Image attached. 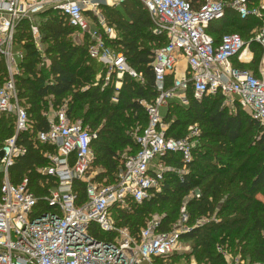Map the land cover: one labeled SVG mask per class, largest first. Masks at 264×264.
<instances>
[{"label":"built area","instance_id":"obj_1","mask_svg":"<svg viewBox=\"0 0 264 264\" xmlns=\"http://www.w3.org/2000/svg\"><path fill=\"white\" fill-rule=\"evenodd\" d=\"M128 0H0V63L5 65V77L0 83V116L12 118L13 134L0 144V264H186L173 261L190 253L183 235L209 219L199 218L189 225L187 200L200 196L198 189L190 191L181 204L180 215L171 228L163 230L162 220H148L132 233L112 217L113 208L129 211L134 204L150 199L162 189L167 171L179 176L189 172L198 130L191 126L187 136L174 138L165 134L160 110L169 99L187 104V92L193 98L220 93L223 104L236 105L258 122L264 133V0L258 5L248 0H138L149 13L152 33L163 36L165 43L154 50L152 70L158 92L152 102L142 101L147 124L135 134L138 150L122 158L114 181L96 179L90 172L93 161L92 140L96 134L81 119L70 118L67 104L49 107L43 113L47 128L34 133L32 120L18 97L15 76L18 74L20 51H14V36L21 20L51 8L79 33L86 35L88 55L102 63L105 82L114 76L115 95L124 74L142 82V75L132 68L121 51L114 50L107 40L114 38L112 27L102 23V29L91 27L85 12L98 16L100 5H119ZM226 8L240 18L254 16L262 23L248 40L240 34L224 33L216 44L207 32L209 23L225 15ZM35 47L40 52L38 25L30 24ZM261 47L257 72L233 65L251 62L250 42ZM180 60L185 66L179 70ZM173 75L170 86L166 79ZM51 146L48 165L40 169L53 179V188L43 196L35 195L27 186L28 177L13 183L9 169L15 160L27 152L21 136ZM49 152V151H48ZM167 153L179 154L182 166L167 165ZM44 156H47L44 153ZM156 162V167L150 164ZM85 184V198L78 201L74 182ZM42 200L48 209H36ZM213 219V217H212ZM228 264H264L232 257L217 246ZM191 258V257H190ZM188 264H197L192 258Z\"/></svg>","mask_w":264,"mask_h":264},{"label":"trees","instance_id":"obj_2","mask_svg":"<svg viewBox=\"0 0 264 264\" xmlns=\"http://www.w3.org/2000/svg\"><path fill=\"white\" fill-rule=\"evenodd\" d=\"M248 1L257 5L262 0ZM131 6H134L133 11L130 10ZM101 10L119 35L107 40V43L113 49L119 47L116 51H121L127 63L142 75V82L124 74L117 90V101H113L115 75L105 82V68L101 62L88 55L87 40L82 44L72 43L68 38L69 25L65 19L55 10L47 8L39 13L47 16L40 42H47L45 52L52 55L51 63L49 66L42 64L43 57L35 47L29 20H21L17 25L13 45L14 51L22 53L15 85L19 99L33 119L34 133L38 129L47 128L43 112L49 107L66 103L70 118H83V123L88 124L89 129H94L90 131L96 134L92 140L96 160L104 161L103 166L107 168L108 175H115L114 171L116 173L122 159H119L109 142L121 147L130 146L129 153L138 150L135 135L132 136L126 129L138 123L141 126L136 133H139L147 124V113L141 102H152L158 94L151 62L154 50L162 46L165 39L152 33L149 13L138 0H128L118 7L103 5ZM261 23L262 20L254 16L240 18L234 10L226 8L225 15L209 23L206 30L217 44L224 33L243 32L245 38L242 33L240 36L248 40L251 30ZM231 28L240 32L231 31ZM150 42H156L155 49L148 44ZM250 47L253 51L252 61L248 65L235 66L256 73L261 47L253 41ZM94 62L101 66L100 70ZM5 73V66L1 62L0 83ZM96 75H100L99 81H95ZM172 79L173 75L167 77L166 86L171 85ZM47 99H52V103L49 104ZM187 99L185 105L178 104L176 99H169L161 114L163 122L168 124L165 131L167 136L181 138L189 132L188 127L195 125L198 129L192 148V160L188 163L189 172L181 178L177 172L167 171L161 191L154 192L150 199L141 204H134L132 211L121 212L119 225L127 226L135 233L144 223V215L151 213L158 202L162 203L160 207L163 209L170 201L173 207L171 210L166 209L167 214L161 225L166 230L182 198L198 189L200 196L189 198L186 203L188 223L193 225L203 216L209 221L183 235L193 245V256L195 253L196 258L205 264H227L217 249V246H221L228 253L240 254L243 259L249 257L250 261H260L264 259V205L256 195L259 192L264 194L263 128L238 105L235 112H227L228 107L223 104L224 97L219 92L197 100L188 91ZM3 117L0 116V144L13 134L12 122L6 124ZM100 123L103 124L97 129ZM103 132L108 134L107 141L99 142ZM29 137V133L20 137V141L27 146V152L15 160L9 169V177L13 183H19L27 176L28 188L35 195L43 196L51 188L40 187L37 179L41 178L52 188L55 184L52 178L38 174L36 170L48 162L42 151L52 152L53 147L35 143ZM163 161L175 168L182 166L179 154L167 153ZM112 181L114 176L107 183ZM31 184L35 185V189H31ZM74 189L78 201L84 200L85 184L75 181ZM37 208L45 211L48 206L40 200Z\"/></svg>","mask_w":264,"mask_h":264},{"label":"rangeland","instance_id":"obj_3","mask_svg":"<svg viewBox=\"0 0 264 264\" xmlns=\"http://www.w3.org/2000/svg\"><path fill=\"white\" fill-rule=\"evenodd\" d=\"M226 1H228V0H226ZM260 2H262V1H260ZM259 4V3H258ZM257 4V5H258ZM130 10H134V6H131L130 7ZM40 12H38V13H36L35 15H34V17L32 18V20H30L29 21V24H35V25H38V31H39V35L41 34V32L42 33H44V25H45V22L47 21V16H45V15H40L39 14ZM85 15L87 16V18H89V20H90V22H92V23H94V18H93V14H92V12H85ZM259 20H262V19H259ZM66 21V24L67 25H69L68 24V22H67V20H65ZM39 26H40V28H41V31H40V28H39ZM70 26V25H69ZM68 26V31L70 32V34L68 35V38L71 40V42L72 43H75V44H82L83 42H85V39L87 40L88 38L86 37V35H83V34H81V33H79V31L76 29V28H74L73 27V29L72 28H70V27H72V26H70L69 27ZM231 31H237V32H240V30H238V29H235V28H231L230 29ZM253 31H254V29H252L251 30V34L253 33ZM242 33V34H241ZM240 34L245 38V35L243 34V32H240ZM39 42H40V36H39ZM156 43V42H155ZM154 42H150V43H148V44H150V45H152L153 46V49H155L156 48V44H155ZM40 45H41V50H40V55H41V57H43L42 58V60H41V62H42V64H45V66H49L50 65V63H51V60H52V55L51 54H48V53H46L45 51H46V48H47V42H45V43H42L41 44V42H40ZM119 49V47H115L114 48V50H117V49ZM4 64V63H3ZM41 64V63H40ZM5 65V64H4ZM94 65H95V67L98 69V70H100L101 69V66L97 63V62H94ZM5 70H6V68H5ZM105 70V69H104ZM3 72V71H2ZM6 75V74H5ZM99 79H100V75H96V78H95V81H99ZM47 98H49V97H47ZM47 101H49V104L50 103H52V99H47ZM22 102V101H21ZM176 102L178 103V104H181V105H185L184 103H182L179 99H176ZM22 104L23 105H25L23 102H22ZM162 108V110H160V112H163V108L164 107H161ZM227 108V107H226ZM236 111V108L234 109V111H232V109L230 110V109H228L227 108V112H235ZM44 113V112H43ZM2 116V115H1ZM4 116V115H3ZM4 118V120L7 122L6 124H8L9 123V121H10V123L12 122V118L11 117H7V116H4L3 117ZM82 118V117H81ZM30 119L32 120V128L34 129V123H33V119L30 117ZM80 119V118H79ZM83 119V118H82ZM81 119V120H82ZM103 123H100L98 126H97V129L99 128V127H101V125H102ZM163 124H164V126H165V128H167V123H164L163 122ZM88 128H89V126H88V124H85ZM140 124H138V123H135L131 128H128V129H126L127 131H130L131 133H132V136H134L135 134H136V132H137V130L140 128ZM192 127H195L196 128V126L194 125V126H192ZM91 130H94V129H92V128H90ZM188 131H190L191 130V126L190 127H188V129H187ZM198 130V129H197ZM2 133V132H1ZM189 133V132H188ZM188 133L185 135V136H187L188 135ZM103 134V137L100 139L99 138V142H106L107 141V138H108V134H107V132H103L102 133ZM3 136H5V133L3 134ZM109 142V141H108ZM109 144L111 145V147H112V149H113V151L116 153V155L117 156H119V159L121 160L123 157H125L128 153H129V151H130V146H120V145H117V144H114V143H110L109 142ZM94 148V147H93ZM49 151V152H48ZM43 152V154L45 153L46 155H47V160H48V162H49V158H48V155L50 154V150H45V151H42ZM258 155H259V153H258ZM93 156H94V158H93V161H92V163H91V169H90V172H93L95 175H96V179H100V180H106V182L107 181H111V177L113 178V174L112 175H108L106 172H107V168H105L104 166H103V163H104V161H97L96 160V153H95V150H94V152H93ZM119 160V161H120ZM48 162H46L44 165H42V166H40V168H42L43 166H46V165H48ZM150 167L151 168H154L155 169V167H156V162L154 161L153 163H151L150 164ZM39 168V167H38ZM37 168V172H38V174H41L42 173V171H40V169H38ZM114 174H115V171H114ZM111 176V177H110ZM37 184H39V186L40 187H46V186H48L49 188H52L51 187V185H49V184H47V182H43L42 181V179L41 178H38L37 179ZM34 186L35 185H32L31 184V189L33 190V189H35L34 188ZM258 194H260L261 195V197L260 198H262V199H259L262 203H263V205H264V194L263 193H261V192H259ZM186 201V196H184L183 198H182V201H181V203H179L178 204V206H177V208L176 209H174L175 211H174V214H173V216H172V218H171V223H170V225L168 226V228H171L172 226H173V224L174 223H176V221H177V219L179 218V215H180V207H181V204L183 203V202H185ZM161 202H158V204L153 208V211L151 212V213H149V214H147L146 216L144 215V223L143 224H141L140 225V227L141 226H144V225H146L145 223L148 221V220H153V219H161V220H163V217H165L166 216V214H167V210H171L172 209V207H173V204L169 201V202H167L166 203V205L164 206V208L163 209H161ZM160 208V209H159ZM169 208V209H168ZM167 209V210H166ZM123 210V211H122ZM133 210V208H132V206H131V208L129 209V211H132ZM121 212H124V209H120V208H113L112 210H111V215H112V217L115 219V221L118 223V224H120L121 223V218H120V215H121ZM214 218H215V216H213ZM190 246H189V249L188 250H190V253H188V254H185L184 253V256H182L180 259H179V257H176V254L174 255V257H173V261L172 262H176V261H182V260H184L185 261V263L186 264H188L189 263V260H191L192 258L194 259V261L197 263V264H205V262L204 261H202L201 259L199 260V259H197L196 258V254L194 253V256H193V254H192V250H193V245H192V243H190L189 241L187 242ZM230 252V251H229ZM230 254H231V256L232 257H234L235 255L233 254V253H231L230 252ZM191 257V258H190ZM245 259V258H244ZM228 264V263H227Z\"/></svg>","mask_w":264,"mask_h":264},{"label":"crops","instance_id":"obj_4","mask_svg":"<svg viewBox=\"0 0 264 264\" xmlns=\"http://www.w3.org/2000/svg\"><path fill=\"white\" fill-rule=\"evenodd\" d=\"M103 5H105V4H101V5H100V10H99L98 16L93 15L94 23L91 22L90 25H91V27H96V28L102 29V23H101V22H103L104 24H106V25L112 27L114 36H115V37H118L119 35H118L117 30L114 28V26H111V25L107 22L106 17H105L104 14L102 13L101 6H103ZM107 6H109V7H118V6H120V4H119V5H107ZM115 37H114V38H115ZM112 39H113V38H112ZM252 57H253V53H252ZM232 63H233V65H235V64H238V65H239V64H240V65H248L250 62H249V63H248V62L240 63L239 61H237L236 58H234L233 61H232ZM184 66H185V61H184V60H180V62H179V68H180V69H179V70H182ZM228 108H229L230 110L232 109V111H234V108L231 107V106H229V105H228ZM260 197H261L260 194H257V195H256V198H257V199H262V198H260ZM235 256L240 257V254H235ZM241 257H242V256H241ZM241 257H240V258H241ZM242 259H243V258H242ZM244 260L250 261L249 257H246ZM226 261H227V260H226ZM251 262H255V260H254V261H251Z\"/></svg>","mask_w":264,"mask_h":264},{"label":"water","instance_id":"obj_5","mask_svg":"<svg viewBox=\"0 0 264 264\" xmlns=\"http://www.w3.org/2000/svg\"><path fill=\"white\" fill-rule=\"evenodd\" d=\"M0 155H2V153L0 152Z\"/></svg>","mask_w":264,"mask_h":264}]
</instances>
